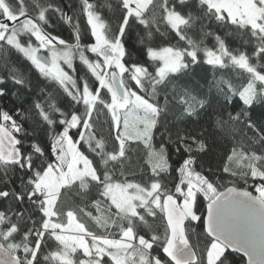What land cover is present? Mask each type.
Here are the masks:
<instances>
[{
  "label": "snow or ice",
  "instance_id": "6c2138e0",
  "mask_svg": "<svg viewBox=\"0 0 264 264\" xmlns=\"http://www.w3.org/2000/svg\"><path fill=\"white\" fill-rule=\"evenodd\" d=\"M244 200L264 209V0H0V264H199L193 225L214 264Z\"/></svg>",
  "mask_w": 264,
  "mask_h": 264
},
{
  "label": "water",
  "instance_id": "95a60500",
  "mask_svg": "<svg viewBox=\"0 0 264 264\" xmlns=\"http://www.w3.org/2000/svg\"><path fill=\"white\" fill-rule=\"evenodd\" d=\"M215 233V241L243 257V264H264V209L257 203L244 200L236 214L217 224ZM192 251L185 249L181 258L190 260Z\"/></svg>",
  "mask_w": 264,
  "mask_h": 264
},
{
  "label": "trees",
  "instance_id": "16d2710c",
  "mask_svg": "<svg viewBox=\"0 0 264 264\" xmlns=\"http://www.w3.org/2000/svg\"><path fill=\"white\" fill-rule=\"evenodd\" d=\"M57 31L62 32L64 35H68L71 31V28H70V26H67V25H62V26L58 25ZM226 147H227V144L224 142L213 146L212 151L207 156H205L203 161H202V163L204 165L205 172H207L210 169L211 171L216 172L218 175H223L220 172V169L218 166L221 163V157H222V154L225 151ZM172 159L176 160L177 156L174 154ZM227 179H228L227 177H224L225 182H227ZM249 183L251 184L252 181L250 180ZM205 205H204V207H205ZM187 223L188 222H186V225H187ZM157 225H158L159 231L163 232L164 227H165L164 221L158 220ZM192 227L195 228V232L192 231L191 227L189 228L188 231H189L190 243L192 244V248L195 251L196 255L200 258L199 264H206L207 252H208V249L211 245L210 238L207 235H205L204 233H202V229L199 226L193 225ZM225 250L226 249H224V251ZM223 252L220 255H222ZM234 254L236 255L237 260L239 261V264H243L244 259L241 258L240 255H238L236 253H234ZM219 258H220V256L215 260V262L219 261ZM215 262H214V264H215ZM223 264H232V262L230 260H224Z\"/></svg>",
  "mask_w": 264,
  "mask_h": 264
},
{
  "label": "rangeland",
  "instance_id": "374dc122",
  "mask_svg": "<svg viewBox=\"0 0 264 264\" xmlns=\"http://www.w3.org/2000/svg\"><path fill=\"white\" fill-rule=\"evenodd\" d=\"M215 244L217 245V247H218L219 250H220L219 255H217V256L215 257V260H216V259L220 256V254L224 251V247H223L220 243H218L217 241H215ZM211 252H212V247H211V245H210V247H209V249H208V252H207V258L211 256ZM215 260H214V262H215Z\"/></svg>",
  "mask_w": 264,
  "mask_h": 264
}]
</instances>
